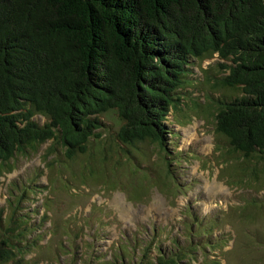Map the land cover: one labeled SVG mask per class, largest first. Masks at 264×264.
<instances>
[{
  "label": "trees",
  "instance_id": "obj_1",
  "mask_svg": "<svg viewBox=\"0 0 264 264\" xmlns=\"http://www.w3.org/2000/svg\"><path fill=\"white\" fill-rule=\"evenodd\" d=\"M215 56L226 76L208 80L211 90L238 91L204 107L215 112V135L264 162V0H0V176L50 141L71 161L89 154L101 119L115 112L123 150L155 145L174 178L166 122L195 85L194 62ZM14 216L4 221L0 264H29L19 255L36 241L20 238L33 231L19 218L13 229ZM174 246L143 247L140 260L128 247L109 264H181L197 248Z\"/></svg>",
  "mask_w": 264,
  "mask_h": 264
},
{
  "label": "rangeland",
  "instance_id": "obj_2",
  "mask_svg": "<svg viewBox=\"0 0 264 264\" xmlns=\"http://www.w3.org/2000/svg\"><path fill=\"white\" fill-rule=\"evenodd\" d=\"M223 63L217 56L195 61V85L168 117L166 154L174 178L155 145L123 150L116 140L123 124L109 112L101 119L103 137L90 144L89 154L71 161L50 141L17 157L13 172L0 176V236L15 214L13 229L18 218L23 222L17 225L32 229L20 238L36 241L19 255L29 264H109L128 247L129 259L140 260L149 245L167 253L174 245L197 247L181 264H264V162L234 153L215 135V112L204 108L211 97L238 96L207 83L226 76ZM23 194L13 215L11 203ZM150 252L157 257L155 249Z\"/></svg>",
  "mask_w": 264,
  "mask_h": 264
}]
</instances>
